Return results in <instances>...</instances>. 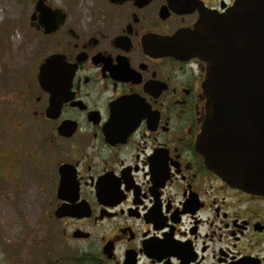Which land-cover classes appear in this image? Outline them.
I'll list each match as a JSON object with an SVG mask.
<instances>
[{
  "label": "flooded vegetation",
  "instance_id": "flooded-vegetation-1",
  "mask_svg": "<svg viewBox=\"0 0 264 264\" xmlns=\"http://www.w3.org/2000/svg\"><path fill=\"white\" fill-rule=\"evenodd\" d=\"M235 2L76 0L50 32L32 10L46 50L5 92L0 264H264V194L206 162L205 62L179 51Z\"/></svg>",
  "mask_w": 264,
  "mask_h": 264
},
{
  "label": "water",
  "instance_id": "water-1",
  "mask_svg": "<svg viewBox=\"0 0 264 264\" xmlns=\"http://www.w3.org/2000/svg\"><path fill=\"white\" fill-rule=\"evenodd\" d=\"M35 1L44 32L54 30L57 23L45 21L51 7ZM178 36L179 51L205 62L199 143L206 162L231 185L264 194V0H236Z\"/></svg>",
  "mask_w": 264,
  "mask_h": 264
},
{
  "label": "rangeland",
  "instance_id": "rangeland-1",
  "mask_svg": "<svg viewBox=\"0 0 264 264\" xmlns=\"http://www.w3.org/2000/svg\"><path fill=\"white\" fill-rule=\"evenodd\" d=\"M46 1L51 8L76 6V0ZM35 3V0H0V141L12 138L11 129L15 125L5 96L9 83L26 74L41 55L39 52L46 50L41 33L29 23ZM5 200L0 198V205L5 206Z\"/></svg>",
  "mask_w": 264,
  "mask_h": 264
}]
</instances>
